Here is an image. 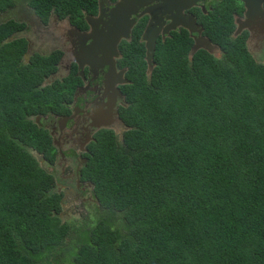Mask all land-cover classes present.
Listing matches in <instances>:
<instances>
[{"label": "trees", "instance_id": "1", "mask_svg": "<svg viewBox=\"0 0 264 264\" xmlns=\"http://www.w3.org/2000/svg\"><path fill=\"white\" fill-rule=\"evenodd\" d=\"M231 2L201 21L218 58H189L188 34L172 33L147 75L139 29L119 44L124 126L101 132L74 173L90 206L63 208L58 178L32 155L52 162L51 139L29 117L72 97L75 79L38 88L62 55L24 61L22 14L85 29L97 0H0V264H264V65L230 36Z\"/></svg>", "mask_w": 264, "mask_h": 264}, {"label": "flooded vegetation", "instance_id": "2", "mask_svg": "<svg viewBox=\"0 0 264 264\" xmlns=\"http://www.w3.org/2000/svg\"><path fill=\"white\" fill-rule=\"evenodd\" d=\"M118 1L119 0H108V4H106L105 0H101V7H99L98 2L96 6V14L94 16L89 14V18L98 19L103 23H107L110 19V12ZM220 1L221 0H200L196 3V6L194 8L184 12L185 18L189 20V24H194L192 34H189L182 28L168 29L167 31H165L166 26H169L171 24V19H173V15H175L176 9L171 7L173 8V11L168 12L169 9L167 7L164 9L161 7V1L150 0L149 4L144 5V7L138 8L137 13L131 17V19H133L135 23L132 27L129 38L125 41H130L131 38H133V31L139 29L138 38L139 42H142V34L149 27H154L155 25V28L159 31L158 37L156 39V44L159 39L161 41H164L166 38H171L172 33L180 34L182 31L188 34V38L192 40V45V38H197V40L200 39L201 41L209 39L203 34L204 30L201 24L202 17L208 16V11L213 10L214 6L218 7V3ZM228 7L230 11L232 26V32L230 36L232 38L242 39L245 43L247 51L253 56L254 60H256L257 63L261 62L264 65V23L262 25V31L258 26L259 23H262L260 18L257 19V25L247 23V26H249L251 30L248 32L247 29H243L240 34L234 36V31L235 29H238V25L243 27L244 22H246V18L244 16L245 9L239 0H232V2L228 4ZM22 17L26 20L27 18H29L27 16ZM86 17L88 16H85L84 20L86 19ZM52 18H54V21L56 22L54 23L52 21V23L51 21H49L47 25H56L57 23L61 24V22H66L64 26L62 24L60 26H53V28L56 30L55 32H53L55 35L48 30V35L50 37H53L55 42L60 43V47H57L53 51L59 52L62 56L60 61L58 62L56 73L51 75V79H55V81L49 82L47 78H44L43 80L45 81V84L43 83V86H41L40 84L38 88L43 90L47 86H57L55 82H58L59 79L61 80L65 77L73 75L75 82H73L71 88L74 87V92L71 100L64 99L61 102V110L54 111L49 107L51 111L45 113L44 115L38 114L33 115L29 118L33 119L39 127H42L44 130H46L51 139V147L53 148V150H55L54 156H52V162H49L47 159L42 157V160L39 161L41 162L40 165H47V170L49 172L54 173L55 168H57L58 170H60V173L62 175L67 172L69 176L72 177V175L74 173H77L80 167L86 163L87 159L85 155L88 153V147L91 146L90 144L95 141V139L101 132L114 131L118 133L120 129L123 128V125L121 123L122 120L120 119L118 114L120 108L124 106V99L116 97V105L114 108V98L113 96H111V91L116 87L120 89L121 87L129 83L127 80L128 69L123 66L122 59L124 55L123 52L121 53L120 47L117 49L118 58L114 59L116 71L111 76L109 75L110 70L108 67V63H111V59L109 58V56H107L106 52H101L99 50L95 53L94 56L89 57L88 61H85L87 59H82L79 55L80 42L79 39H77V36H75V32L72 31V29L78 31L76 35H82L89 30L87 28L82 29L71 25L67 19L58 20L56 17L52 16L50 20ZM167 18H169V20H167ZM179 19L180 16L175 19V22H177ZM192 19L194 20V22L192 21ZM139 20L141 21L140 25ZM37 24L40 26L38 20ZM98 28L101 29V26H98ZM200 30H202L201 37L198 35V32ZM198 36L200 38H198ZM30 53L32 54L31 51ZM213 56L217 58L220 56L219 49L217 51H214ZM76 60L80 61L81 70H78L77 66L75 65ZM98 60L99 62H97ZM87 63H91L93 65V69L92 67L91 69L96 74H92L89 72V69L85 67L87 66ZM121 70H124L125 73L122 75V78H118L116 76V73ZM60 71L65 72L64 76L58 75ZM119 79L121 81L123 80L125 82V85H118L116 81ZM95 113H97V115L99 116V121L96 123L100 124L101 122V125L106 124L107 126L105 128H96L94 126H90L92 124L91 117ZM62 155L64 156V158L62 157ZM67 159H70L75 163V169L74 166H72V168L67 167ZM75 176L76 181H74L73 185L63 189V191H65L66 198L68 194L74 192L72 191L73 189H76V191L79 192L81 190H85V186L84 184H80L77 174H75ZM66 178L69 177H65V179Z\"/></svg>", "mask_w": 264, "mask_h": 264}, {"label": "water", "instance_id": "3", "mask_svg": "<svg viewBox=\"0 0 264 264\" xmlns=\"http://www.w3.org/2000/svg\"><path fill=\"white\" fill-rule=\"evenodd\" d=\"M152 1H161L162 5L161 7L168 8V12L173 11V8L176 9L175 15H173V19H171V24L169 26H166L165 31L168 29H176V28H182L186 30L189 34H192L194 29V24H189V20L185 18L184 12L187 10H190L196 6V3L200 0H152ZM244 9V16L246 18V22H244L243 27L238 25V29H235L234 36H237L241 33L243 29H247L249 32L251 28L247 26V23L250 24H256L258 21L257 19H261L262 23H259V27L262 29V25L264 23V10H263V4L264 0H239ZM99 7H101V0H98ZM106 4H108V0H105ZM150 3V0H119L113 9L110 12V19L107 23H103L99 21L98 19H91L86 18L85 25L87 26V29L90 31H87L86 33L78 34L77 30H73L75 32V36H77V39H79V46H80V57L83 59H87L85 61H88L89 57H92L95 55L97 51L106 52L107 56L111 59V63H108L109 67V75L115 73V64L114 59L118 58V46L122 41H125L129 38V35L131 33L132 27L134 25V20H130V17L132 14H134V11H137L138 8L144 7V5H147ZM173 7V8H171ZM180 16V19L175 22V19H177ZM169 20V18H167ZM194 22V20L192 19ZM248 21V22H247ZM192 22V23H193ZM95 24V25H94ZM183 24V25H182ZM94 25V26H92ZM237 25V24H236ZM98 26H101V29L98 28ZM154 27H149L141 36L142 42L144 43V49H145V55H144V61L146 63L147 69L146 74L149 75L151 71L153 70L154 64H153V58L155 53V47H156V39L158 37L159 31ZM249 29V30H248ZM202 30L198 32V35L201 37ZM165 34V32H164ZM198 36V38H200ZM14 39V35L11 36L7 41L10 42ZM193 39V45L188 53L189 58H191L197 51L203 50L207 54L212 55L214 54V51L218 50V46L212 44V42L209 39L206 40H200L197 38ZM29 45L27 52L23 56V59L29 63L30 56H29ZM99 62V60L97 61ZM75 65L77 66L78 70H81V64L79 60L75 61ZM87 69H89V72L92 74H96L92 71L93 65L91 63H87V66H85ZM92 67V69H91ZM125 73L124 70L119 71L116 73V76L118 78H122V75ZM108 75V76H109ZM118 85L123 84L125 85V82L122 80L116 81ZM45 84V81L43 82ZM42 84L41 86H43ZM112 94L114 98L113 107L115 108L116 105V97L122 99V94L118 89H112ZM109 110V107H108ZM99 116L97 113H95L92 117V124L90 126H94L96 128L102 127L105 128L107 125L96 123L99 120ZM90 120V117H89Z\"/></svg>", "mask_w": 264, "mask_h": 264}, {"label": "rangeland", "instance_id": "4", "mask_svg": "<svg viewBox=\"0 0 264 264\" xmlns=\"http://www.w3.org/2000/svg\"><path fill=\"white\" fill-rule=\"evenodd\" d=\"M23 15H24V13L22 14V16ZM4 16H6V15H3L2 18H4ZM76 16H78V15H76ZM9 17L12 19L14 17H16L17 19H21V16L19 14H17V16H14V13H11L9 15ZM28 17L29 18H27V20L25 19V22L27 23V25L29 27H28V29L26 27L27 30L25 29L26 31L21 33V35H22V37H24L28 41V45L30 46V49H32L31 50L32 53H37V54L42 55V56H48L54 49H56L57 47H60V43L55 42L54 38L50 37L48 35V32L49 31L52 33L55 32L56 30L53 28V26H60L61 24L64 26L66 23L65 21L61 22V24L60 23H57L56 25L49 24L47 26L41 27L37 24V19L34 16L29 14ZM53 17H56V16H53ZM66 18H68V17H66ZM54 20L55 19L52 18L51 22L53 21L55 23L56 21H54ZM58 20H60V19H58ZM1 21H2V19H0V22ZM262 55H263V53H262ZM41 64H43V63L40 62V65ZM64 73H65L64 71H60L58 73V75L64 76ZM44 78L50 79L51 76L50 77H44ZM43 82H44V80H43ZM43 82L41 83V85L43 84ZM55 88L57 89L58 86H56ZM63 100H64V94H63V91H60V93L57 95V97L54 98L53 103L49 107L51 109H53L54 111H59V110H61V107H62L61 102ZM49 111H51V110H49ZM99 142H100V137H97L95 139V141L91 143L93 145L91 152H93V150L96 148V146ZM52 156H54V153H52ZM58 157H60V156H58ZM73 164H74V169H75V163H73ZM54 173L59 180L58 181V191L64 193V196L62 198V200L64 201L63 208L80 207L82 205L90 206V204H89L90 198H88L87 196H84V193L81 192L82 190L79 192V191H76V189H73L72 190V191H74L73 193L68 194L67 198L65 196V191H63V189L73 185L74 181H76L75 174H73L72 177H70L67 172L64 175H62L60 173V170H58L57 168H55ZM65 177H69V178L65 179ZM60 187H61V189H60ZM61 218H63V215ZM63 258H65V256H63Z\"/></svg>", "mask_w": 264, "mask_h": 264}, {"label": "clouds", "instance_id": "5", "mask_svg": "<svg viewBox=\"0 0 264 264\" xmlns=\"http://www.w3.org/2000/svg\"><path fill=\"white\" fill-rule=\"evenodd\" d=\"M97 4H98V0H97ZM137 11H138V9H137ZM137 11H134V14H136L137 13ZM134 14H132L131 15V17L134 15ZM85 16H88V17H86V18H89V15H85ZM84 16V17H85ZM94 16V15H93ZM131 17H130V20H133V19H131ZM51 21V20H50ZM135 22V21H134ZM139 22H140V20H139ZM132 39V38H131ZM127 43L128 42H130V41H126ZM141 43V42H140ZM30 47V46H29ZM119 48V47H118ZM32 49H29V56H31L32 54L30 53V51H31ZM25 61V60H24ZM26 62V61H25ZM27 63V62H26ZM146 69H147V66H146ZM53 74H55V73H53ZM64 79V78H63ZM63 79H59V81H62ZM49 80V82L50 81H55V79H48ZM127 85V84H126ZM73 89V92H74V87L72 88ZM116 89H118L120 92H121V90L118 88V87H116ZM122 93V92H121ZM64 99H69V100H71L72 99V97H71V93L68 95V94H66V92H64ZM122 95H123V93H122ZM72 96H73V93H72ZM123 97V99H124V95L122 96ZM119 115V114H118ZM31 117V116H30ZM30 119V118H29ZM33 123H35L34 122V120L33 119H30ZM122 123V125L124 126V123L123 122H121ZM120 123V124H121ZM35 125H37L36 123H35ZM37 128H39V129H41L42 127H39L38 125H37ZM32 155H34V156H36L37 157V159H38V161H40V160H42V154L41 155H37L34 151H32ZM41 156V157H40ZM62 157L64 158V156L62 155ZM66 162H67V167H70V168H72V166H74V162H72L70 159H67L66 160ZM87 162V161H86ZM41 164V162H39V165ZM40 167L41 168H43V169H46L47 168V165H45V166H41L40 165ZM46 167V168H45Z\"/></svg>", "mask_w": 264, "mask_h": 264}]
</instances>
